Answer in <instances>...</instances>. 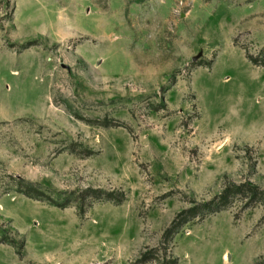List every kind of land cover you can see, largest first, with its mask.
<instances>
[{"label": "rangeland", "instance_id": "rangeland-1", "mask_svg": "<svg viewBox=\"0 0 264 264\" xmlns=\"http://www.w3.org/2000/svg\"><path fill=\"white\" fill-rule=\"evenodd\" d=\"M241 185L264 0H0V264H264Z\"/></svg>", "mask_w": 264, "mask_h": 264}, {"label": "trees", "instance_id": "trees-1", "mask_svg": "<svg viewBox=\"0 0 264 264\" xmlns=\"http://www.w3.org/2000/svg\"><path fill=\"white\" fill-rule=\"evenodd\" d=\"M232 189H235L236 192H241L244 195L249 194V197L251 199L252 198H255V199L259 198L261 194H263V196H264V193L260 194V191L258 189H256L255 187H250V186L247 187L246 185L235 186V187H232L231 189H225V193H223V195L219 196V202H217V203H215V205L213 204L211 207H209V210L220 211V210L224 209L227 206L228 199L235 192ZM22 192L25 193L29 197H36L37 198V196L31 195V193L29 192L28 189H26ZM107 196L109 197L110 195L107 194ZM263 201H264V199H263ZM186 214H187V211L181 212L178 215V218L179 219L183 218V217H185Z\"/></svg>", "mask_w": 264, "mask_h": 264}]
</instances>
